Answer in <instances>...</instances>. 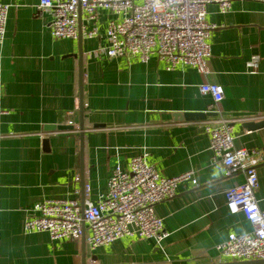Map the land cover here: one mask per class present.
<instances>
[{
  "label": "crops",
  "instance_id": "1",
  "mask_svg": "<svg viewBox=\"0 0 264 264\" xmlns=\"http://www.w3.org/2000/svg\"><path fill=\"white\" fill-rule=\"evenodd\" d=\"M39 0H0L7 5L4 42L0 46V264H212L230 262L215 247L229 234L252 231L242 214L231 215L225 192L243 183V175L226 176L210 164L206 122H229L234 147L255 151L258 187L264 211V0L231 4L227 13L206 7L205 21L214 26L208 43L209 74L189 66L166 71L153 56L93 58L106 47L105 27L111 15L101 12L94 25L82 16L84 141L81 166L78 132V52L75 40L50 34L49 11L38 12ZM97 28L94 38L83 31ZM259 57L256 73H248L250 57ZM217 84L223 99L214 105L199 86ZM216 113L204 120L185 114ZM50 126L70 130L49 132ZM48 139V151L43 141ZM163 177L196 172L198 185H179L175 195L154 206L167 237H123L92 250L85 239L52 241L47 233H24L23 223L36 203L72 199L96 203L107 192L113 169L133 157Z\"/></svg>",
  "mask_w": 264,
  "mask_h": 264
},
{
  "label": "built area",
  "instance_id": "2",
  "mask_svg": "<svg viewBox=\"0 0 264 264\" xmlns=\"http://www.w3.org/2000/svg\"><path fill=\"white\" fill-rule=\"evenodd\" d=\"M235 1L243 0H39L37 11L51 13L50 34L56 40L77 39L80 17L94 25L100 13L106 12L111 15L105 27L107 44L91 51V57H129L146 64L155 56L166 71L185 65L206 76L211 56L208 38L214 28L205 21L206 7L215 4L225 14ZM8 8L0 4V46L4 42ZM83 34L94 38L97 28ZM258 63L259 57L251 56L246 63L247 72L256 73ZM199 92L210 96L214 105L224 96L223 88L217 84L204 83ZM5 114L0 109V125ZM204 132L209 138L211 166L224 170L226 176L243 175L241 185L225 192V203L231 215L242 214L252 227L249 233L229 234L215 249L230 262L264 260V211L254 195L258 187L257 153L234 147L226 120L206 122ZM183 183L196 187V172L190 170L167 178L146 162V154L133 157L125 169H113L107 192L96 203L85 201L81 205L72 199L36 203L23 223V231L47 233L52 241L76 242L82 238L84 224L88 230L86 243L92 250L132 236L151 239L160 246L167 233L162 220L154 214V206L172 198Z\"/></svg>",
  "mask_w": 264,
  "mask_h": 264
},
{
  "label": "water",
  "instance_id": "3",
  "mask_svg": "<svg viewBox=\"0 0 264 264\" xmlns=\"http://www.w3.org/2000/svg\"><path fill=\"white\" fill-rule=\"evenodd\" d=\"M80 19L78 22V52L75 55H72L73 57L77 58L78 60V132H79V150H80V160H81V166L83 165V141H84V102H83V53L81 51V27H80ZM217 116L216 113H198V114H185L183 117L186 120H204L207 117H215ZM247 128L250 129H258L264 126V121H260L258 123H252L248 122L245 124ZM72 127L70 126H50L46 128L49 132L54 131H63V130H70ZM43 146L45 150L48 149V139H45L43 141ZM83 229V235H82V241L84 243L85 235V226L82 225ZM81 264H86L85 261V253L84 250L82 252L81 257ZM212 264H264V260H255V261H235V262H219V263H212Z\"/></svg>",
  "mask_w": 264,
  "mask_h": 264
}]
</instances>
